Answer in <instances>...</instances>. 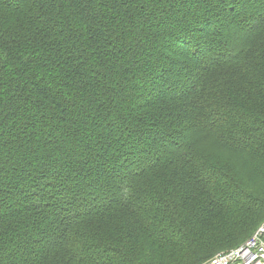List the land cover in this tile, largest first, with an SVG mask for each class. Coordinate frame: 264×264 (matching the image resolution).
<instances>
[{
    "label": "trees",
    "instance_id": "trees-1",
    "mask_svg": "<svg viewBox=\"0 0 264 264\" xmlns=\"http://www.w3.org/2000/svg\"><path fill=\"white\" fill-rule=\"evenodd\" d=\"M263 220L264 0H0V264H199Z\"/></svg>",
    "mask_w": 264,
    "mask_h": 264
},
{
    "label": "built area",
    "instance_id": "built-area-1",
    "mask_svg": "<svg viewBox=\"0 0 264 264\" xmlns=\"http://www.w3.org/2000/svg\"><path fill=\"white\" fill-rule=\"evenodd\" d=\"M262 228H263V226H262ZM262 233H263V229H262L260 236H262ZM255 236L258 238L248 241V242L252 243L251 248L248 251V253L245 254L243 252V255H244L243 257L238 255V256L233 257L231 260L237 261L239 264H264V253L263 254H255V251H263L264 252V239L259 238L260 236H258L257 233L255 234ZM233 250H235V249H232L231 251H233ZM223 262L228 263L229 261L223 259V260L216 261L214 264H218V263L223 264Z\"/></svg>",
    "mask_w": 264,
    "mask_h": 264
},
{
    "label": "bare ground",
    "instance_id": "bare-ground-1",
    "mask_svg": "<svg viewBox=\"0 0 264 264\" xmlns=\"http://www.w3.org/2000/svg\"><path fill=\"white\" fill-rule=\"evenodd\" d=\"M262 229L263 228L261 227V229L258 230L259 231V232H257L258 236L261 235ZM251 245H252L251 242L245 241L244 243H242L240 246H238L233 251L229 250V251H223V252H219V253L215 254L205 264H214L216 261L223 260V259L229 261L228 263L223 262V264H239L237 261H233L231 259L235 256H238V255L243 257L244 256L243 252L245 254H247L251 248ZM263 253H264L263 251H255V254H263ZM215 256H216V258H215ZM218 264H222V263H218Z\"/></svg>",
    "mask_w": 264,
    "mask_h": 264
},
{
    "label": "rangeland",
    "instance_id": "rangeland-1",
    "mask_svg": "<svg viewBox=\"0 0 264 264\" xmlns=\"http://www.w3.org/2000/svg\"><path fill=\"white\" fill-rule=\"evenodd\" d=\"M262 226H263V233H262V236H260L259 238L264 239V220H263L262 223L259 225V227L256 228V230L253 232L252 236L249 237V238H247L245 241H249V240L257 239L258 237H256L255 234L258 232V230H259ZM245 241H244V242H245ZM244 242H242V243H244ZM242 243H241V244H242ZM241 244H240V245H241ZM240 245H239V246H240ZM236 248H237V247H236ZM236 248H234V249H236ZM215 258H216V256H215ZM203 263H206V261H205V262H202V263H199V264H203Z\"/></svg>",
    "mask_w": 264,
    "mask_h": 264
}]
</instances>
